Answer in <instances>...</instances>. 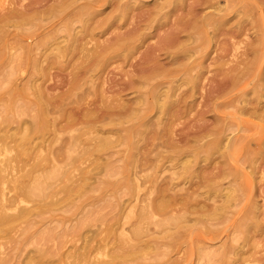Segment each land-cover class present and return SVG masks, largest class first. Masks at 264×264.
Masks as SVG:
<instances>
[{"label": "rangeland", "instance_id": "rangeland-1", "mask_svg": "<svg viewBox=\"0 0 264 264\" xmlns=\"http://www.w3.org/2000/svg\"><path fill=\"white\" fill-rule=\"evenodd\" d=\"M61 1L0 0V17L26 13L0 22V194L39 189L0 227V264H264V103L240 113L264 77V0H215L228 19L216 34L199 0L165 17L166 0H120L114 22L119 0L50 15ZM213 128L223 158L204 146Z\"/></svg>", "mask_w": 264, "mask_h": 264}, {"label": "bare ground", "instance_id": "bare-ground-1", "mask_svg": "<svg viewBox=\"0 0 264 264\" xmlns=\"http://www.w3.org/2000/svg\"><path fill=\"white\" fill-rule=\"evenodd\" d=\"M59 1V0H58ZM229 1V0H227ZM262 1V0H261ZM4 2V1H3ZM19 2H22L21 4V7H23L22 9H24L25 7L29 6V3L27 4H24V0H19ZM44 2V0H43ZM54 2V1H53ZM62 3L59 5V6H56L55 9L54 8H50L48 10V12L50 13V15H56V14H65L68 12V8L71 6H73L75 3H77V0L75 1H70V0H62L61 1ZM182 1L180 0H166L164 3H162L161 5H155L156 7V11L155 13L153 14L154 17L157 15V14H161L163 17L167 16L172 10L175 11V9L177 8V6L181 3ZM197 2V1H196ZM8 3V2H7ZM11 3V1H10ZM98 3H102V0H84L83 1V4L80 5L78 7V13L81 14V13H84V12H89L91 13L92 15V12L90 11V9H92L93 7L97 6ZM120 3V0L118 1V3L114 6L113 8V11H115L114 13H112V15L109 17L111 19V21H120L122 19H124L126 16H125V6L124 8H122V6L119 4ZM194 3V2H193ZM230 3V2H229ZM195 4V3H194ZM217 4V1L215 0H199V2H197V7L201 8L202 10H206V9H211L212 11V8L214 10V12L212 13H207L203 16V18L201 17L202 19V22H206L208 25H214L213 26V33L216 34V32L219 30V27L223 26L224 24H226L228 22V19H225L224 20V13H221L222 10L220 8H218L216 6ZM2 5V3L0 4ZM9 5V4H8ZM192 4H190L191 6ZM225 5V4H223ZM128 6V5H127ZM196 6V5H195ZM194 7V5H193ZM257 7V6H256ZM13 8V7H12ZM167 8V9H165ZM240 9V8H239ZM4 10V9H2ZM20 10V9H19ZM50 10H55V11H50ZM229 10H230V6H229ZM258 10V9H257ZM26 11V10H25ZM116 12H118L116 14ZM159 12V13H158ZM2 13V12H1ZM196 13V12H195ZM145 15V14H144ZM26 16V13L24 12H18L16 13L15 10H11L10 12H7L5 13L4 15H2L0 17V22L2 21H5V22H9L11 19H24ZM249 16V15H248ZM55 17V16H54ZM76 17V16H75ZM136 17V16H135ZM108 18V19H109ZM134 18V17H133ZM178 18V17H177ZM236 18V17H235ZM234 20V19H233ZM231 20V21H233ZM109 21V20H108ZM113 21V22H114ZM135 21V20H134ZM151 21V20H150ZM211 21V22H210ZM133 22V21H132ZM177 22H180L179 20L176 21ZM60 23V21H59ZM112 23V22H111ZM238 24H240V21H236L235 24H233V27L231 25L232 28H237ZM134 25V24H133ZM19 26V25H18ZM98 26V25H97ZM111 26V25H110ZM116 26V25H115ZM132 26V25H131ZM176 26V24H175ZM179 26V24H178ZM110 28V27H109ZM206 28V27H205ZM211 27H209L210 29ZM247 28V27H246ZM103 30V29H102ZM236 30V29H235ZM64 31V30H63ZM67 31H68V28H67ZM132 31V30H131ZM206 31V30H205ZM212 31V29H211ZM248 32V31H247ZM127 34V33H126ZM169 36V35H168ZM166 36V37H168ZM171 36V35H170ZM78 34H74V33H71L64 37V41H62L61 43H57L56 45V58L57 59H61L62 57L66 56V54L72 50V48L74 47L76 41H78ZM243 37V36H242ZM264 37V36H262ZM90 38V37H89ZM173 38H171L172 40ZM169 41V40H168ZM173 41V40H172ZM232 41V40H231ZM241 41V40H240ZM68 42V43H67ZM166 42V41H165ZM174 42V41H173ZM242 42V41H241ZM244 42V40H243ZM85 43V42H84ZM122 43V42H121ZM172 43V42H171ZM238 43V42H237ZM262 43V41H261ZM161 44V43H160ZM53 45V44H52ZM235 45V43H234ZM233 45V46H234ZM241 45V44H240ZM227 46V45H226ZM262 46V45H261ZM84 48V47H83ZM223 47H221L222 49ZM235 48V47H234ZM162 49V48H161ZM232 49V48H230ZM236 49V48H235ZM198 51V50H197ZM229 51H232V50H229ZM92 52V51H91ZM222 52V50H221ZM238 52V51H237ZM256 50H251L250 49V56H251V60H250V63L248 62V64H246L245 66V70H248L250 69V65L253 64V62L255 61L254 57H255V54H256ZM157 53V52H156ZM253 54V56H252ZM175 53L172 54V53H167V59H169V61L171 62V64H175L177 61L175 59ZM192 56V55H191ZM95 57V56H94ZM216 59V58H215ZM248 59V58H247ZM191 60V59H190ZM217 60V59H216ZM215 60V61H216ZM220 60V59H219ZM218 61V60H217ZM76 62V61H75ZM190 62V61H188ZM144 63V62H143ZM213 64V63H212ZM146 65V64H145ZM223 65V64H222ZM226 65V64H225ZM137 66V65H136ZM226 67V66H225ZM97 68V67H96ZM147 68V67H146ZM161 69V68H159ZM239 69V68H238ZM140 70H142V68H140ZM148 70V69H147ZM158 70V69H157ZM139 71V70H138ZM193 71V70H192ZM151 72V71H150ZM144 73V72H143ZM193 73V72H192ZM241 74H244V73H241ZM177 75V74H176ZM194 76V75H193ZM231 76V75H230ZM174 77V76H173ZM130 78V77H129ZM205 78V77H204ZM223 79V78H222ZM238 79V74L237 76L235 75L234 77L232 76V81H231V86H233V84L237 81ZM218 81H220L218 79ZM180 82V81H179ZM228 82H229V79H228ZM262 82H264V77H262V75L260 74L258 79L255 81L254 85H253V91L251 92L254 96V98L252 99V101L247 98L246 94H245V97L243 99V103H242V106L240 108V113L241 114H250V113H254L262 106V103H264V101H262V99H264V95H262V93L260 91H257V87L260 86L262 84ZM148 83V82H147ZM187 85L189 84L190 86V89H191V92H193V89L195 88V84H196V81L194 79H191V80H188L187 82ZM126 84V83H125ZM218 84V83H217ZM251 84V83H250ZM128 85V84H127ZM130 85V84H129ZM128 87V86H127ZM202 89H204L203 87H201ZM219 89V88H218ZM223 90V89H221ZM202 91V90H201ZM216 91H217V88H216ZM210 92V91H208ZM220 92V90H219ZM148 93V92H147ZM170 93V92H169ZM218 93V91H217ZM159 94V93H158ZM213 94V93H212ZM216 94V92H215ZM165 95V94H164ZM179 95V94H178ZM209 95V94H207ZM206 95V96H207ZM155 96V95H154ZM180 96V95H179ZM187 97L191 96V95H186ZM202 96V95H201ZM215 97V96H214ZM235 97V96H234ZM180 99V98H179ZM174 101L175 100H171L170 103L166 104L165 102L161 103L158 107L160 108V110L163 112V111H166L167 108H168V105L171 107L173 104H174ZM180 103V102H179ZM209 103V102H207ZM253 103V104H252ZM241 104V103H239ZM252 104V105H251ZM207 106V105H206ZM247 106H251V108H247ZM147 109V108H146ZM149 109V108H148ZM175 109V108H174ZM207 109V107H206ZM168 111V110H167ZM177 111V110H176ZM171 112V111H170ZM238 112V111H237ZM159 113V112H158ZM174 113V112H173ZM160 114V113H159ZM261 114V113H260ZM175 115V114H173ZM177 116V115H176ZM259 118H264V116H261L259 115ZM107 115L103 114V118L100 119L101 122H103L105 119H106ZM176 118V117H175ZM173 119V118H172ZM114 120V119H113ZM100 122V123H101ZM110 122V121H109ZM96 124V123H95ZM106 124V123H104ZM248 124V123H246ZM107 125V124H106ZM226 127V126H225ZM103 128V127H101ZM202 128V127H201ZM250 128V126H249ZM205 129V128H204ZM252 129V128H251ZM227 130H228V127H227ZM206 131V129H205ZM195 134V133H194ZM223 134V131L222 129H217V128H213L212 130H210V132L207 134L208 136H212L213 137V140L209 141L207 144H205L204 146H206L207 148L210 147L211 149L213 150H216L218 152L221 151V153L219 154L221 158L225 157L227 155V145L223 144V139L220 137L221 135ZM24 139V138H23ZM21 139L20 140V143L22 144V146L20 145V148L21 150L24 151L23 149V146L25 148L26 144L24 143V140ZM212 139V138H210ZM103 140V139H102ZM207 141V140H205ZM199 142V141H198ZM233 142V141H232ZM257 142V141H256ZM255 142H253L254 144ZM100 147L104 146L102 144V142H100ZM98 145V146H99ZM97 146V147H98ZM247 148V147H246ZM26 149V148H25ZM253 151V150H252ZM42 152V151H40ZM256 154H259V151L256 153ZM170 156V155H169ZM172 156V155H171ZM39 157V156H38ZM42 159V157H41ZM1 163V162H0ZM36 165V164H35ZM255 165V164H254ZM37 167V165H36ZM3 168L0 166V182L2 183L3 181V176L1 175V173L3 172L2 170ZM252 172H253V168H252ZM214 177V176H213ZM201 178V177H200ZM20 180V179H19ZM36 180H33L32 181V185H28L27 183L25 182H19V181H15L16 184L11 187L13 189H11V191L13 192V195L9 196L8 198V201L6 199V194H4V192H2L0 194V227L1 226H7L8 224L10 223H13V222H16V221H19L20 219H23V216L26 214L27 212V209L25 207H23L22 209H19L18 210V206L21 202H24L25 201V198L28 197V198H32L34 196L37 195V193L39 192V189H38V186L36 185L35 183ZM42 181V180H41ZM38 183V182H37ZM227 184V183H226ZM216 191L218 190H215L214 192L217 193ZM194 193V192H193ZM222 197V196H221ZM227 197V196H226ZM228 199L230 200V198L228 197ZM27 200V199H26ZM7 201V202H5ZM225 201V200H224ZM233 201V200H232ZM5 202V203H4ZM227 202V201H226ZM234 202V201H233ZM231 204V202H230ZM246 207V206H245ZM249 209V208H248ZM7 210H13V211H17L15 214L12 213V215L6 213ZM244 214V213H243ZM28 215V214H27ZM242 221V220H241ZM245 222V221H244ZM253 228H256V225H251ZM123 242V241H122Z\"/></svg>", "mask_w": 264, "mask_h": 264}]
</instances>
